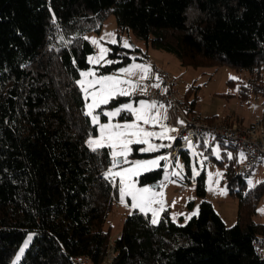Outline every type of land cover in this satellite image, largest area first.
I'll use <instances>...</instances> for the list:
<instances>
[{"label":"trees","instance_id":"1","mask_svg":"<svg viewBox=\"0 0 264 264\" xmlns=\"http://www.w3.org/2000/svg\"><path fill=\"white\" fill-rule=\"evenodd\" d=\"M111 14L120 29L173 53L184 66L247 74L242 99L264 98V0H0V264H104L119 186L101 178L111 167V150L89 147L98 127L85 114L77 82L92 66L104 75L148 59L132 56L139 48L116 43L104 62L89 61L95 48L86 34L100 31ZM196 89L187 102L198 114ZM130 98L116 96L100 111ZM220 143L221 159L211 146L206 154L224 168L226 188L238 199L237 222L227 226L206 199L202 171L199 213L179 223L168 209L153 224L131 210L113 239L109 264H264L254 246L264 236V223L254 219L264 181L249 186L239 171L240 152ZM139 147L134 144L132 160L160 154ZM183 162L189 176L191 158L184 155ZM163 168L140 174L138 184L157 183Z\"/></svg>","mask_w":264,"mask_h":264},{"label":"rangeland","instance_id":"2","mask_svg":"<svg viewBox=\"0 0 264 264\" xmlns=\"http://www.w3.org/2000/svg\"><path fill=\"white\" fill-rule=\"evenodd\" d=\"M112 33L114 34L111 37H106L105 34ZM86 38L92 43V45L95 48L94 53L90 54L89 57H97L101 54V46L103 48L108 49L107 53L104 55V59L100 62H104L108 56V52L110 49V44L112 39H115L116 43H121L123 46H125V41L131 45L132 47L128 48H139L141 51H135L132 53V56L135 58L137 56H143L144 53L148 54V59L154 61L157 66H160L162 69L169 70L178 81V86L176 87L177 90L187 93L190 92V88H196V92L198 95L197 102L195 105V111L200 112L207 116H214L215 119L213 121L218 122H238L241 124H252L254 121L257 120L258 117H264L263 111H264V98L263 97H255L252 99L243 100L240 93L241 85L244 84L246 80H244V73H238L235 69L229 66H222L219 69H216L215 67H193V66H184L181 64L180 60L173 54L169 53L164 50L153 48L151 45L147 44L145 40L138 38L132 30H122L118 27L116 18L113 14L107 17V19L102 24V27L100 31H90L86 34ZM93 38L96 40H99V44L93 43ZM103 38V39H101ZM114 43V44H116ZM126 47V46H125ZM90 61V60H89ZM147 61V60H146ZM99 63V64H100ZM93 64V63H92ZM133 64H140V65H150L147 61V63L143 60L135 59V62ZM131 64V65H133ZM97 65V64H96ZM130 66V65H129ZM127 66V67H129ZM151 66V65H150ZM125 67V68H127ZM94 71L96 73V76H111L113 74H106L102 75L96 72V67H90L87 70H84L83 72L88 71ZM82 72V73H83ZM152 72V69L148 75L150 76ZM119 74V73H116ZM235 77V79H233ZM133 80H137L138 76L130 77ZM85 77L82 76L80 78L81 80H84ZM87 79L91 80L92 77H88ZM124 87H127V85H123ZM98 87V86H97ZM140 87L146 88L147 91H141L140 88H137V90L131 95L130 99H126L122 102H120L118 105H115L113 107H106L101 109L96 108L93 112V115L100 114L103 112H110L114 110L116 107H119L123 104H127L129 102H132L134 106L136 105V99L137 97L134 96L135 93L139 94L138 100H145L150 101L147 98V93L149 91V85H148V78L140 82ZM84 92V91H83ZM192 94V97H194V93L191 92L188 95L190 96ZM85 95V93H84ZM91 103V98L87 99V105ZM103 105V104H102ZM101 106V105H100ZM160 111L162 114L166 113L167 119L161 120V124L167 125L171 129L176 130V125L172 122H169L168 119V113L166 111H162L163 109H155V111ZM125 113V112H121ZM120 114V115H121ZM133 115V114H132ZM120 116H117L115 118H110L107 116V119L103 120L102 115H99V121L100 124H107L109 122L111 123H124V122H130L134 119V116L130 120L121 121L119 119ZM226 118H229L228 120H225ZM239 119V120H238ZM92 120V119H91ZM264 124V119H263ZM97 125V124H96ZM98 127V135L95 137L97 138L100 135V128ZM145 127L150 131H156L160 132L162 131L161 127L159 125L152 126V125H145ZM175 131H170L167 133L168 136L174 137ZM90 139H93L90 138ZM89 140V139H88ZM173 139L169 140L167 138L165 139H159V138H152L151 142L153 144L159 145L164 144L165 142L170 143ZM219 141H216L214 147H213V154L216 156L217 159H221L222 154L219 153L218 148ZM133 145H131V149L133 151ZM143 147H147V145H141ZM161 148H159L160 150ZM158 150V151H159ZM131 151V152H132ZM127 156L128 163H123L120 165V167L113 169V171H120L121 168H130L132 167L133 161H150L153 159H157L159 156H152L151 159H144V160H131L130 154ZM153 152V151H151ZM204 159L205 156H203ZM160 164V160H159ZM206 172H205V179L207 183V193H206V199L211 201L218 212V214L223 218L227 226H233L238 219V199L231 195L226 185L223 181L224 179V168L220 163H206ZM157 167H149V169H156ZM178 168L180 169V172L185 174V165L184 162L181 161L178 164ZM144 170V169H143ZM142 169H139L140 174L143 173ZM191 172L192 175L191 178L194 179L192 184H189L188 186L185 185V183L182 181V179H176L173 182V186L183 187L184 191L181 195H179L177 198L172 197L168 190H166V183L165 178L167 176V173L164 172L163 178L160 179L159 186L153 187L152 183H145V184H138V180L136 177L138 176H131L130 173L125 174V179L127 180L129 177L131 180L137 182V187H150L153 189L155 193L158 195L155 197L157 201H163V207H165L166 203H171V210H172V219L174 221H177L179 223H186L188 220H190L188 217H193L194 215H197L199 213V204H200V198L197 196L196 193V179L200 174V171L198 170V166L196 164V160L194 157L191 159ZM196 173H199L196 175ZM219 173V175H218ZM254 174L256 175V180L253 182H249V186H254L255 184L264 181V163L259 165L255 170ZM119 181L120 184V177H116L115 180ZM159 194H162L159 195ZM125 200L130 205L131 204V198L125 197ZM154 209H160L161 204L160 203H154L152 205ZM133 210L131 207L126 206L125 203L121 202L120 199V192L119 196L115 202L113 212L110 214V219L112 221L113 227H120L115 226L118 224L117 222L120 220L122 221L123 218H125L124 213ZM139 210V209H138ZM151 212H147L146 214L149 215ZM195 213V214H194ZM151 217L153 218V214L151 213ZM183 217V219H182ZM254 219L258 222L264 223V196L259 202L257 213L254 216ZM124 220V219H123ZM122 225V224H121ZM26 247V243L23 244L21 250L18 253V256H20ZM16 259L13 260L12 264H16Z\"/></svg>","mask_w":264,"mask_h":264},{"label":"snow or ice","instance_id":"3","mask_svg":"<svg viewBox=\"0 0 264 264\" xmlns=\"http://www.w3.org/2000/svg\"><path fill=\"white\" fill-rule=\"evenodd\" d=\"M106 37H111L114 34L107 33ZM87 39V38H86ZM103 39V38H101ZM93 43L99 44V40L93 38ZM115 39L111 40V43H116ZM126 47H132L125 41ZM108 49L101 46V54L97 57H89V60L93 64H99L107 53ZM106 63H115V61H106ZM151 71L150 65L133 64L127 68L119 69V74H113L111 76H96L94 71H88L81 73L85 77L84 80L78 81L81 88L85 93V99L91 98V103L87 105L86 115L90 116L94 124L99 125L100 135L97 138L89 139L87 141L89 147L96 151L99 148H109L111 159V168L105 173V177L108 179H115L120 177L119 192L121 202L132 209H139L140 212H151L153 217H158L159 211L163 210V201H157L155 197L158 195L150 187H137V182L131 180L129 177L125 179V174L130 173L131 176H138L140 174L139 169L149 170V167L159 166V160L167 159V157L161 156L157 159L150 161H133L132 167L121 168L120 171H113L120 167L123 163H128L127 156L132 151L131 145H147V147L140 148L142 152L157 151L159 148L170 147L171 145L153 144L152 138L159 139H174V137L168 136L167 133L175 131V129L169 128L167 125L161 124V120H166V113L162 114L160 111L153 110L163 108V104H158L157 101H145L140 100L135 102L137 106H134L132 102L123 104L116 107L110 112H101L100 114L93 115L96 108H99L102 104H108L116 96H131L137 88L141 91H147L146 88L140 87V82L147 79ZM138 76L137 80H133L130 77ZM92 77L91 80L87 79ZM158 79V77H157ZM235 79V77H233ZM123 85H127L124 87ZM98 86V87H97ZM154 87L159 88L160 85L156 84ZM167 91V89H165ZM121 112H130L134 115V119L130 122L124 123H107L100 124L99 115H106L110 118H115L121 114ZM183 123V121H180ZM145 125L156 126L159 125L162 129L160 132L150 131ZM231 153L228 156L231 158ZM241 159L246 158L245 153L241 152ZM199 173H196L198 175ZM219 175V173H218ZM162 196V194H159ZM125 197L131 198V204L129 205L125 200ZM154 203H160V209H154L152 205ZM195 214V213H194ZM189 219L191 217H188ZM151 223H158V219L153 218Z\"/></svg>","mask_w":264,"mask_h":264},{"label":"built area","instance_id":"4","mask_svg":"<svg viewBox=\"0 0 264 264\" xmlns=\"http://www.w3.org/2000/svg\"><path fill=\"white\" fill-rule=\"evenodd\" d=\"M147 61L151 65L153 73V77L151 76L148 81L147 98L150 101L154 100L158 104H163L164 107L159 109L165 110L168 113L169 122L176 125L173 141L164 143V145L171 146L163 147L159 154V157H167L161 161L169 166L170 173L175 176L178 172V164L183 161L184 155L191 159L194 157L197 166L203 169L206 162H213L211 159L204 160L203 145L209 147L213 146L216 140H223L240 153H245L246 158L242 159L239 171L246 181H255L254 170L264 163V117H258L252 124H241L213 121L207 115L193 113L187 102L186 93L176 89L177 78L169 70L157 66L154 61L150 59ZM156 84H159L160 87H154ZM105 173L106 171L101 172V178L104 181L110 180L105 177ZM193 180L191 176L186 175L183 176L182 181L188 186L192 184ZM121 232L122 226L113 227L110 248L104 264H109L112 261L114 257L113 239L119 237ZM254 246L258 255L264 258V236L256 239Z\"/></svg>","mask_w":264,"mask_h":264},{"label":"crops","instance_id":"5","mask_svg":"<svg viewBox=\"0 0 264 264\" xmlns=\"http://www.w3.org/2000/svg\"><path fill=\"white\" fill-rule=\"evenodd\" d=\"M146 56L148 57V54H146ZM133 64V63H132ZM106 74H116V73H106ZM106 74H104V75H106ZM149 78V77H148ZM133 95V94H132ZM135 95H138L139 96V94H136L135 93ZM134 95V96H135ZM136 102L137 101H139L138 99L137 100H135ZM162 111H165V110H162ZM200 113V112H199ZM134 116V115H133ZM217 141H219V144H218V148H219V153L220 154H222V150H223V148H222V146L220 145L221 143H220V140H217ZM216 143V142H215ZM215 143H214V145H215ZM214 145L213 146H211L212 147V152H213V147H214ZM140 148H142V146L141 147H139V149ZM203 148H204V154H203V156H205V158L206 159H204L205 161L207 160V159H209V156L206 154V148H208V146H203ZM162 149V148H161ZM160 149V150H161ZM159 150V151H160ZM158 151V150H157ZM139 152H142V151H140L139 150ZM240 154V153H239ZM159 156V155H158ZM204 158V157H203ZM144 159H151L150 157H145V158H139V159H135V160H144ZM132 160V159H131ZM212 161H213V159H211ZM162 161L160 160V164H159V167L162 165ZM207 163V162H206ZM214 163V161L212 162V164ZM122 165V164H121ZM185 165V164H184ZM158 167V168H159ZM163 169H164V172H166L167 173V176H166V178H165V183H166V190H168V193L172 196V197H178L179 195H181L182 194V192L184 191V188L183 187H178V186H173V181L174 180H178V179H182L183 180V176H186L187 175V173H186V170H185V174H183V173H181L180 172V169L178 168V172L177 173H179V174H175V176L174 175H172L171 173H170V171H169V166L167 165V164H163ZM206 164H205V167L203 168V169H201V168H199L198 170L200 171V173L202 172V171H204V172H206ZM111 168V167H110ZM190 168H191V164H190ZM155 169V168H154ZM143 170V169H142ZM149 170H153V169H149ZM149 170H143V173L144 172H147V171H149ZM164 174V173H163ZM190 175H192V172L189 174V176ZM137 178V177H136ZM162 178H163V175H162ZM206 180V179H205ZM114 181L116 182V183H118V186H119V181H118V179L117 180H115L114 179ZM158 182H160V179L158 180ZM157 182V183H158ZM207 184V183H206ZM197 193V192H196ZM200 201H201V199H200ZM116 202V201H115ZM171 203H166L165 204V207L166 206H168L167 208H164L163 207V210L162 211H159V215H158V217H153V218H156V219H158V221H159V219H160V217H161V214L163 213V211L164 210H168L169 209V213H170V215H171V217H172V210H171V205H170ZM130 211H128V212H125L124 213V216L125 215H127V213H129ZM142 213H144V212H142ZM144 214H146V213H144ZM149 216H150V219H151V221H152V217H151V213L149 214ZM124 219V218H123ZM123 219H122V221H118L117 223L118 224H116L115 226H122L121 224L123 223ZM182 219H183V217H182Z\"/></svg>","mask_w":264,"mask_h":264},{"label":"water","instance_id":"6","mask_svg":"<svg viewBox=\"0 0 264 264\" xmlns=\"http://www.w3.org/2000/svg\"><path fill=\"white\" fill-rule=\"evenodd\" d=\"M152 186L153 187H158L159 186V183H156V182L155 183H152Z\"/></svg>","mask_w":264,"mask_h":264}]
</instances>
